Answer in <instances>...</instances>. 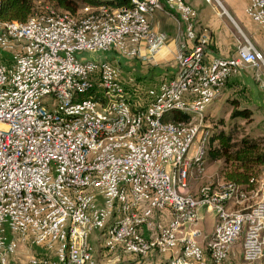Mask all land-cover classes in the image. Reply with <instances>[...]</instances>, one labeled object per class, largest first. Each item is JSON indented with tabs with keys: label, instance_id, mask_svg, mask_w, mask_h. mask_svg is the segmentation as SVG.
Returning <instances> with one entry per match:
<instances>
[{
	"label": "built area",
	"instance_id": "built-area-1",
	"mask_svg": "<svg viewBox=\"0 0 264 264\" xmlns=\"http://www.w3.org/2000/svg\"><path fill=\"white\" fill-rule=\"evenodd\" d=\"M127 1L0 20V264H97L91 234L106 252H164L165 264H219L236 242L244 262H264V160L243 183L189 184L205 169L206 106L236 69H264L262 55L242 38L207 59L189 4ZM163 5L181 38L170 76L139 84L113 59L76 57L152 60ZM243 10L264 29V0ZM174 110L188 118H166ZM201 208L214 220L199 242ZM19 245L35 252L15 259Z\"/></svg>",
	"mask_w": 264,
	"mask_h": 264
},
{
	"label": "crops",
	"instance_id": "crops-1",
	"mask_svg": "<svg viewBox=\"0 0 264 264\" xmlns=\"http://www.w3.org/2000/svg\"><path fill=\"white\" fill-rule=\"evenodd\" d=\"M183 1L196 11L197 27L207 40L205 51L207 59L212 57L225 58L233 55L242 38L248 40L264 59V29L254 23L244 13L243 9L247 0ZM170 11L169 7L163 5L161 9L153 13L152 25L154 29L163 31L166 34V43L154 55L152 60L140 62L138 59H135L140 67L142 63L147 65V69H142L144 75L139 73L136 75V79L153 80L163 75L168 77L173 72L175 65L174 55L177 46L181 42V38L177 35L176 31V17L170 14ZM113 55L107 59L115 60V56ZM254 74H256V78ZM232 97L237 99L239 106H245L251 110L250 117L253 120H263L264 69L262 67L255 69L248 65L236 69L226 79L219 97L212 102L205 112H207V115H210L211 112H229L230 104L227 99ZM190 187L192 190H196L197 188V186ZM203 211L204 209L201 208V213ZM159 215L164 220L167 219L165 211H161ZM198 228L200 234L197 236V239L201 242L203 239L202 234L209 232L212 226L211 228L207 227L205 221L202 226L199 223ZM90 238L93 242L95 259L96 256L103 255L102 253L105 254L106 251L98 248L96 241L94 242L93 234L90 235ZM131 255L127 253V257H132ZM147 261L149 259H146Z\"/></svg>",
	"mask_w": 264,
	"mask_h": 264
},
{
	"label": "trees",
	"instance_id": "trees-1",
	"mask_svg": "<svg viewBox=\"0 0 264 264\" xmlns=\"http://www.w3.org/2000/svg\"><path fill=\"white\" fill-rule=\"evenodd\" d=\"M37 0H0V20L24 21L35 11ZM55 8L75 14L83 6L97 5L121 6L127 0H46ZM230 104L229 116L226 123L218 116L216 125L208 137L206 156L209 161L220 160L219 173L224 180L246 182L249 175L256 172L259 163L264 160V140L258 136L244 133L237 137L234 133L237 120L250 119L251 110L239 106L236 98H228ZM166 118L186 120L188 114L180 110L170 112ZM214 123V124H215Z\"/></svg>",
	"mask_w": 264,
	"mask_h": 264
},
{
	"label": "rangeland",
	"instance_id": "rangeland-1",
	"mask_svg": "<svg viewBox=\"0 0 264 264\" xmlns=\"http://www.w3.org/2000/svg\"><path fill=\"white\" fill-rule=\"evenodd\" d=\"M46 8H55L50 2L46 0H37L35 2V11H41ZM113 55L112 52H106V51H96L93 53L89 52H80L76 54V57H83L85 59H103V58H110V56ZM114 56V55H113ZM135 59H123L119 57H115V64L118 67H121V69L126 70L130 75L136 76L139 73H142V69H147V65L145 63H142V66L140 67ZM164 72V71H162ZM166 72V71H165ZM144 75V73H142ZM150 75V74H149ZM153 76V74H152ZM150 76V77H152ZM139 84L140 79H138ZM153 82V80L149 79ZM212 103L208 104L206 106V110ZM220 116L223 118L224 123L228 120L229 112H211L210 115H208V120L211 124V129L219 126V124L216 125L217 117ZM215 123V124H214ZM237 128L235 130V135L239 137L240 135L247 133L250 136H258L263 138L264 140V118L263 120H237L236 122ZM221 165L220 160H214L209 161L207 157H205V169L201 176H198L196 178H192L189 181L190 186H198L199 184L203 182L208 183H220L223 180V177L219 173V167ZM201 212V210H200ZM204 214V220L200 222V225L202 226L203 223L206 221V226L211 228L214 220V214L213 213H205ZM89 240L92 243L91 238ZM35 250L33 249V246H27L25 248L23 245H19L14 253L15 259H24L26 255L29 253H33ZM103 255L96 256V262L97 264H165L167 259V254L164 252H152L147 254L146 256H138V255H131L132 257H127V253L124 252H114V251H108L102 253ZM146 259H149V261L146 262ZM219 264H264V262H255V263H247L244 262L241 259L240 256V245L239 242H236L235 246L233 247L232 251L228 254L227 258L224 259Z\"/></svg>",
	"mask_w": 264,
	"mask_h": 264
}]
</instances>
